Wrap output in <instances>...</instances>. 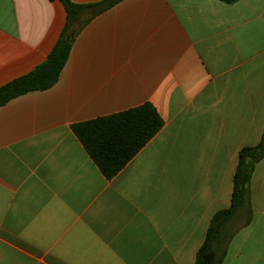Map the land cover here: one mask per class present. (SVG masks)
I'll return each mask as SVG.
<instances>
[{
    "label": "crops",
    "instance_id": "0c3cea01",
    "mask_svg": "<svg viewBox=\"0 0 264 264\" xmlns=\"http://www.w3.org/2000/svg\"><path fill=\"white\" fill-rule=\"evenodd\" d=\"M70 1L93 8L56 81L0 105V264H194L264 131V0ZM66 21L59 0H0V88ZM144 103L163 126L108 180L71 127ZM247 203L222 264H264V157Z\"/></svg>",
    "mask_w": 264,
    "mask_h": 264
},
{
    "label": "trees",
    "instance_id": "16d2710c",
    "mask_svg": "<svg viewBox=\"0 0 264 264\" xmlns=\"http://www.w3.org/2000/svg\"><path fill=\"white\" fill-rule=\"evenodd\" d=\"M59 1L66 10L67 21L58 41L41 65L28 75L0 88V105L28 91L45 89L56 81L68 58L72 34L77 29L73 24L79 15L88 13L93 8V6L74 4L70 0ZM217 1L234 4L238 0ZM162 126L163 121L154 106L151 103H144L107 117L72 125L71 129L99 171L109 180L150 141ZM263 157L264 131L256 146L240 150L233 178L231 204L229 208L213 216L194 264H222L224 261L227 243L234 232L231 223L239 213L246 211L249 214L247 196L250 179L256 164Z\"/></svg>",
    "mask_w": 264,
    "mask_h": 264
},
{
    "label": "rangeland",
    "instance_id": "374dc122",
    "mask_svg": "<svg viewBox=\"0 0 264 264\" xmlns=\"http://www.w3.org/2000/svg\"><path fill=\"white\" fill-rule=\"evenodd\" d=\"M246 217L247 215L244 211L239 213L233 220L234 225L232 226V228L240 227V225L245 222Z\"/></svg>",
    "mask_w": 264,
    "mask_h": 264
}]
</instances>
